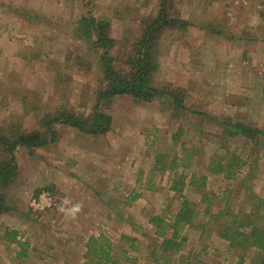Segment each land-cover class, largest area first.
Wrapping results in <instances>:
<instances>
[{"label": "rangeland", "instance_id": "obj_1", "mask_svg": "<svg viewBox=\"0 0 264 264\" xmlns=\"http://www.w3.org/2000/svg\"><path fill=\"white\" fill-rule=\"evenodd\" d=\"M157 2L95 0L93 14L109 21L116 40L114 56L125 59ZM86 3L0 0V126L17 122L26 131L35 128L30 112L37 104L43 110L67 104L90 112L101 79L98 51L74 33ZM173 11L189 25L162 34L151 82L185 88L188 111L173 117L164 100L122 96L106 110L112 124L102 136L62 125L48 145L17 148V175L4 190L10 209L0 215V264H81L85 242L99 234L113 245L120 264H154L152 251L158 264L164 258L166 264H237V252L212 224L201 234L200 199L206 192L216 212L228 190L236 205L248 187L264 198V140L254 149L245 140L226 142L212 123L227 117L264 133V0H177ZM78 56L85 61L80 68ZM190 148L196 153H188ZM227 148V155L248 160L238 180L206 171L211 156H223ZM156 156L162 162L185 159L188 165L159 172ZM248 170L252 178L244 181ZM181 171L187 180L198 172L208 178L204 190L184 191L200 215L182 228L180 236L187 239L181 248L166 257L149 219L172 220L180 199L169 186ZM6 230L27 243L26 256L5 238ZM251 254L247 251L244 264H251Z\"/></svg>", "mask_w": 264, "mask_h": 264}, {"label": "trees", "instance_id": "obj_2", "mask_svg": "<svg viewBox=\"0 0 264 264\" xmlns=\"http://www.w3.org/2000/svg\"><path fill=\"white\" fill-rule=\"evenodd\" d=\"M176 1L158 0L156 13L141 21L140 35L130 44V50L122 60L112 54L116 40L111 36L109 21L95 16L93 14L95 0H87V10L78 19L74 33L79 40L90 42L92 49L98 51L101 79L93 106L88 114H81L67 104H60L46 110L37 104L30 112L35 128L26 131L17 122L0 126V215L10 209L4 190L14 182L17 175L14 155L16 149L33 150L48 145L57 138L56 126L64 125L93 137L102 136L109 131L112 124V117L106 110L116 98L122 96L141 102L164 100L173 117L188 111L185 105V88L170 84L154 86L151 82L156 68L154 51L158 40L166 31L184 30L189 25L186 20L174 13ZM83 63H85L83 57L78 56L75 67L80 68ZM195 114L201 116L204 113ZM212 123L219 127L222 139L226 142L241 139L248 141L254 149L260 145L261 139L264 140L262 131L240 121L222 117ZM177 136L178 131L175 133L176 138ZM196 150V148H190L187 152L192 154L196 153ZM226 150L223 156H219L220 154L211 156L206 171L209 174H221L226 180H238L240 170L248 164V160L234 153L227 155L229 149ZM155 161L156 170L159 172L172 171L177 165L183 168L188 165L185 159L178 162L176 158H173L169 162H162L160 157L156 156ZM251 175V171L248 170L242 180L252 178ZM207 178V174L200 172L192 174L188 180L182 171L175 174L169 187L180 199L179 208L171 221L159 215L149 219L157 236L158 249L163 251L166 257L181 248L187 239L186 236H180L182 228L192 226L200 215L184 191L189 186L204 190ZM251 189V187L247 188L245 199L239 205L233 202L232 190H228L227 194L220 196L223 206L216 212L211 211L212 199L206 192L202 193L200 199L201 203L205 204L201 215L205 220L200 221L201 234L207 225L212 224L218 237L227 241L229 247L237 252V264H244L247 251H252L249 258L251 264H264V198ZM138 196L139 194L136 193L130 201L136 200ZM16 235L15 231H5V238L10 243L17 242L19 249H24L21 255L26 256L27 243L17 241ZM122 237L133 241L128 236ZM133 247L131 243L130 248ZM151 254L153 263L158 264V258L154 256L155 251ZM83 258L81 264H120L119 256L113 253V245L102 234L92 235L87 239ZM164 264H166L165 258Z\"/></svg>", "mask_w": 264, "mask_h": 264}]
</instances>
